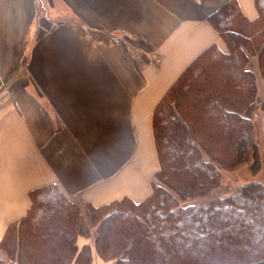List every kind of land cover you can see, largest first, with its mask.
<instances>
[{
    "label": "crops",
    "instance_id": "1",
    "mask_svg": "<svg viewBox=\"0 0 264 264\" xmlns=\"http://www.w3.org/2000/svg\"><path fill=\"white\" fill-rule=\"evenodd\" d=\"M256 0H0V242L33 191L100 208L154 193L159 104Z\"/></svg>",
    "mask_w": 264,
    "mask_h": 264
},
{
    "label": "trees",
    "instance_id": "2",
    "mask_svg": "<svg viewBox=\"0 0 264 264\" xmlns=\"http://www.w3.org/2000/svg\"><path fill=\"white\" fill-rule=\"evenodd\" d=\"M256 7L259 16L254 21L235 2L210 17L228 54L216 47L204 53L169 90L154 115L161 163L156 176L166 189L154 182L153 195L140 204L124 199L100 208L91 206L99 223V255H106L99 248L112 244L122 251L118 264H152V258L160 264H264V187L244 185L234 196L206 206L185 207L177 198L199 196L220 182V169L195 137L200 117L210 119L206 141L211 150L225 153L233 147L236 161L248 154L252 124L243 113L256 104L257 92L254 76L245 68L248 50L260 52L264 64V0H256ZM205 60L208 66L204 68L217 62L219 72L196 81L199 63ZM220 79L225 87L215 85ZM184 104L189 105V119L182 112ZM203 111L210 115L198 114ZM212 117H216L214 122ZM254 149L257 170L259 158L257 147ZM203 152L210 157L209 163ZM31 199V210L42 208L46 214L27 229L19 224L9 228L1 245L10 264H18L31 253L34 239L45 243V252L32 253L43 264H90V248L77 245L79 206L56 186L33 191Z\"/></svg>",
    "mask_w": 264,
    "mask_h": 264
},
{
    "label": "rangeland",
    "instance_id": "3",
    "mask_svg": "<svg viewBox=\"0 0 264 264\" xmlns=\"http://www.w3.org/2000/svg\"><path fill=\"white\" fill-rule=\"evenodd\" d=\"M220 52L224 55L228 54L229 52L228 47L226 52H222V51ZM247 56H248L247 58L248 62L245 68L251 74H253L257 88L256 104L252 107V109L249 112L245 111L246 113L245 112L243 113L244 116L247 118V120H249L250 123L252 124V135L250 136L248 141L249 144L248 154H246V157H244L242 160L236 161L233 156L234 155L233 147H231V150L229 149V151L227 149L225 153L217 152L214 149L211 150L210 144L206 141L209 138L210 130L207 129V126H210L209 125L210 119L209 120L204 119L203 121V118L200 117V119H202V122L200 124L201 126L204 127L200 126V128H198L195 137L197 141L202 142V144L204 145L203 146L204 149L207 150L209 154L211 153L210 156L214 159L215 165L220 169V182L217 184H213V186L206 193L200 194L199 196H197V193H195L194 195H192V197L185 200H182L180 197H177L178 199L181 200L180 202L185 207L202 206V205L206 206L210 202L216 199L232 197L244 185L257 183L259 184V186L264 187V64L262 65L260 62V52L258 51L249 49L247 52ZM206 62L207 61L205 60L199 63V65L201 64V66H199L201 71L200 72L197 71L198 73H195L194 79H196V81L198 79L204 80L206 74L207 76L209 74L215 76L219 72L220 66L217 65V62H215V64H211L209 68H204L208 66L207 65L208 62L207 63ZM221 79L218 81L216 80L215 85H221L222 87H225ZM223 81L225 80L223 79ZM188 107L189 105L187 106L186 104H184L183 108L185 110L182 109V112L184 113L187 119H189L188 117L190 114V108L189 110H187ZM199 113H201V115L207 114V112L204 111L198 112V114ZM215 118L212 117L213 122ZM190 123L191 125L193 124L192 121H190ZM254 147H257L258 158H259V167L257 170H255L256 169L255 161L253 159L255 152ZM203 157L208 163L211 161L210 157L205 152H203ZM160 169H161V163H160ZM161 182H160V178L156 176L155 185L159 187H164L166 189V186H164ZM78 206H79L78 207L79 214H81L79 220L77 221V226H76V232L78 234L77 245L79 249L84 248L85 246H88L90 248L91 251L90 264H118L120 261L119 259H121L122 257L120 256L122 253L121 248H118L117 246H114L112 244L105 245V248L103 249L99 248L100 250L106 253L105 256H102L101 254L99 255L96 250V246L98 247V243H100L98 241V236H97L99 223L97 224V221L94 220V216L96 215L95 212L97 211H95L91 206H80V205ZM31 209H32V205L26 216L20 219L18 222L11 224L9 228L11 226L14 225L16 226L19 224L21 227L27 229V227H31L30 225L34 224V222L40 221V217L43 218L44 214H46L45 211H43L44 209L42 208L39 209L36 207L34 211H32L33 209L32 210ZM38 224H35V226H38ZM3 240L0 242V262H3L5 264H10L11 262L10 259L8 258L10 256L6 255V252L1 245ZM42 242L43 240L38 241L37 239H34L33 240L34 247L30 249L31 250V253H29L30 255L26 254L24 260H18V264H43L40 262V260H38V257L32 256V253L34 251H36L35 252L36 254H38L39 251H42V253L45 252L43 251L45 249L44 247L45 243L42 244ZM26 246L27 243L25 239L24 248ZM231 253L228 254L232 255L233 253L232 254ZM152 264H160V262L158 263L154 258H152Z\"/></svg>",
    "mask_w": 264,
    "mask_h": 264
},
{
    "label": "snow or ice",
    "instance_id": "4",
    "mask_svg": "<svg viewBox=\"0 0 264 264\" xmlns=\"http://www.w3.org/2000/svg\"><path fill=\"white\" fill-rule=\"evenodd\" d=\"M261 237L264 238V232H261Z\"/></svg>",
    "mask_w": 264,
    "mask_h": 264
}]
</instances>
